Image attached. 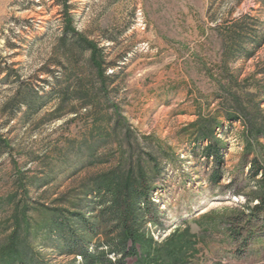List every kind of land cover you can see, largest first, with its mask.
<instances>
[{
	"label": "rangeland",
	"instance_id": "374dc122",
	"mask_svg": "<svg viewBox=\"0 0 264 264\" xmlns=\"http://www.w3.org/2000/svg\"><path fill=\"white\" fill-rule=\"evenodd\" d=\"M243 15L263 41L251 58L223 64L216 26ZM67 24L105 62L106 78L94 87L103 90L99 109L78 105L76 79L87 75L89 54H79L69 36L61 43ZM19 85L23 94L32 88L46 96L29 118L24 105L15 112ZM59 90L67 97L54 111ZM261 132V0H0V138L12 148L0 155V258L15 234L52 263L82 264L39 246L52 200L100 172L148 171L155 160L160 217L148 225L144 248L157 264H264V223L243 250L230 232V218L248 214L264 191L259 177H248L252 162L264 164ZM210 142L222 148L218 184L200 155ZM18 176L49 182L41 190L28 185L37 209L24 219L4 211Z\"/></svg>",
	"mask_w": 264,
	"mask_h": 264
},
{
	"label": "trees",
	"instance_id": "16d2710c",
	"mask_svg": "<svg viewBox=\"0 0 264 264\" xmlns=\"http://www.w3.org/2000/svg\"><path fill=\"white\" fill-rule=\"evenodd\" d=\"M261 1L264 5V0ZM253 21L249 15H243L237 20L225 22L221 27L216 26L223 64L254 56L263 39ZM68 36L70 44L79 54H89L86 61L87 75L82 80L76 79L81 93L76 98L78 105L88 111L91 108L99 109L103 90L94 87L96 79L106 78L105 62L96 45L71 28L70 24L65 26L59 38L64 46ZM86 78L88 83H85ZM20 87L22 86L19 85L12 98L15 112L24 105L25 117L29 118L46 105V96L32 88L23 94ZM57 96L59 98L54 111L61 109L63 98L67 94L59 90ZM261 133L264 135V132ZM11 149L0 138V155ZM200 155L212 163L209 181L218 184L224 174L221 146L217 142H210L202 147ZM160 173V166L155 160H152V168L148 171L137 169L136 172H124L116 167L92 176L88 184L79 189L61 193L52 200L51 206L45 207L49 210V218L44 221L47 237L39 246L52 250L58 257H78L82 264H157L156 257L144 247L149 242L148 225H159L160 211L152 199V191ZM248 177H259L260 183L264 185V164L252 162ZM34 179L36 177L30 180L17 177L19 186L4 199V211L10 210L12 213L16 212V215L23 213V218L28 217L30 209H37L28 198V185H35L37 190H41L49 182L47 177L38 181L36 179L35 183ZM38 206L44 208L41 202H38ZM230 219V232L235 240L240 239L239 248L243 250L249 245L258 225L264 223V191L248 214L236 215ZM18 227L19 225L15 226L16 229ZM7 250L9 252H4L0 264H63L46 260L33 244L20 242L15 234Z\"/></svg>",
	"mask_w": 264,
	"mask_h": 264
}]
</instances>
